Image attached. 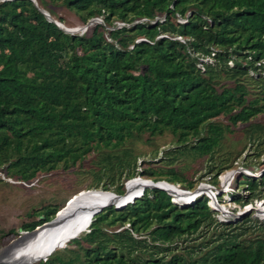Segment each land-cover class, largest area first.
<instances>
[{
	"label": "trees",
	"instance_id": "1",
	"mask_svg": "<svg viewBox=\"0 0 264 264\" xmlns=\"http://www.w3.org/2000/svg\"><path fill=\"white\" fill-rule=\"evenodd\" d=\"M55 6L84 25L96 17L103 22L72 33L57 24L63 19ZM261 114L264 0L0 1V173L6 180L33 182L97 154L93 189L123 195L122 180L136 174L194 189L174 167L141 168L135 154L103 150L169 131L179 146L168 152L167 166L186 155L213 160L231 125L249 124L248 138L260 136L264 126L250 122ZM238 158L211 167L210 180L219 184L220 174L238 165L262 170L258 177L238 175L250 198L234 199L241 205L264 199V163ZM58 211L44 206L43 218L24 230ZM15 235L0 232L3 243ZM27 264H264V219L245 213L221 221L206 196L177 204L165 190L146 188L123 208L111 205L93 216L65 247Z\"/></svg>",
	"mask_w": 264,
	"mask_h": 264
},
{
	"label": "rangeland",
	"instance_id": "2",
	"mask_svg": "<svg viewBox=\"0 0 264 264\" xmlns=\"http://www.w3.org/2000/svg\"><path fill=\"white\" fill-rule=\"evenodd\" d=\"M54 9L56 10V18L59 19L61 17L63 19L62 26L68 29H75L84 25L78 16L66 7L55 6ZM217 120L223 124L230 123L226 117H220ZM250 123L261 124L264 126V114L259 115ZM248 126L249 124L231 125L232 131L225 133L221 144L216 149L214 154L215 158L213 160H210L209 155L196 158L186 155L181 156L167 166L166 160L168 159H166V157L168 152L179 146L177 137L169 131L155 136H150V134L146 132L139 137L137 136L128 140L115 149H104L103 151L116 154H135L138 156V164L141 168L174 167L175 169L180 170L188 181L194 182V189H196V187L203 185L202 182L213 177L215 170L208 173V170L211 167L216 165L219 166L222 163H226V161L228 165H232V163H235L234 159L237 157L239 158L236 163L248 161L253 165H263L264 130H259L258 133L255 134L260 136H257V138L254 139L252 138L254 140L253 142L252 139L248 138L246 132ZM260 154L261 156H259ZM96 158L97 154H91V156L87 157L77 166H72L68 170H57L43 174L37 180L29 183H23L16 179L9 178L6 180L0 173V178H2V180L0 179V232L9 234V236L6 237L8 238L12 236V232L14 231L17 235L20 231H26L23 228L25 225L43 218L41 210L47 205L57 206L61 211L62 208L67 206L68 203L77 196H82L84 194H115V192H106L103 189L92 188L98 183L92 170L98 168L95 165ZM236 167L237 166L234 168L242 171V168L239 169ZM138 170L140 171V168H138ZM138 176L150 180L147 176H142L141 174H136L133 178H137ZM230 177L231 173L226 174L225 180H229ZM105 181L100 182L99 185L102 186ZM127 181L128 180H122L124 187L125 184L127 186L130 182ZM184 184H187V182ZM201 190L202 187L198 189V191ZM220 192L221 189L218 187L215 191L217 199H219ZM239 196L243 200L249 199L250 190H248L245 185L241 184L239 186ZM221 198H223V195H221ZM234 203H229L227 205L236 208L238 203ZM248 206V212H243L245 209H243V207H238V209H241L239 212H241V214H254L256 211L259 215V212L257 211L258 206H261L259 201L253 200V203H249ZM239 217L240 216L235 215L234 217H230L227 221H235ZM17 235L13 237H16ZM9 241L10 240L3 243V239L0 238V248L6 245ZM66 245L67 243L60 248L65 247Z\"/></svg>",
	"mask_w": 264,
	"mask_h": 264
},
{
	"label": "bare ground",
	"instance_id": "3",
	"mask_svg": "<svg viewBox=\"0 0 264 264\" xmlns=\"http://www.w3.org/2000/svg\"><path fill=\"white\" fill-rule=\"evenodd\" d=\"M153 180L137 177L127 184L126 193L122 197L115 194L95 195L84 194L71 200L67 206L59 211L56 222L39 228L35 232H25L6 252L5 259L12 262L33 263L52 254L58 247L63 246L71 239L88 230L90 219H93L94 210L106 203H119L131 199L135 194H140L146 186L152 185ZM169 188H172L169 186ZM175 192V202L188 203L198 190L192 193ZM140 192V193H139ZM257 211L264 217V208L258 206ZM75 236V237H74Z\"/></svg>",
	"mask_w": 264,
	"mask_h": 264
},
{
	"label": "built area",
	"instance_id": "4",
	"mask_svg": "<svg viewBox=\"0 0 264 264\" xmlns=\"http://www.w3.org/2000/svg\"><path fill=\"white\" fill-rule=\"evenodd\" d=\"M56 22H57V24L62 25L60 22H58V21H56ZM94 22L102 23L103 20L101 18L96 17V18H94V21L92 22V24ZM90 25H88V26L82 25L81 27L71 29L69 32H72V33L84 32L89 28ZM114 25L116 27H121L124 25V22H122L120 20H114ZM210 60L211 59H209V58L204 59L205 62L210 61ZM200 66L203 67V64L201 63ZM236 168H239V169L242 168V171L235 169V168L226 170L220 174V176L218 178L219 184H215L210 179H208L207 181H204L205 183L202 182L203 185L196 187V189H185L182 187V185L180 183H171V182H168L166 180H160V181H156V182H161L160 187H158V188L165 190L170 195V197L174 203H176L175 198H174L175 192H172L171 189H174L175 191L182 192V193H192V192H194V191H196L202 187V190L195 193L194 197L189 201V203L196 200L200 196H206L207 200H208V204L211 207V209L216 212L217 218L221 221H227L230 219V217H234L235 215L242 216L243 214H241V212H239V211H241L240 208L243 207V209H245V211H243V212H248L247 209H249V206H248L249 203L245 204V205H241L239 202H237L234 199L235 194H237L239 196L240 184L236 183L238 175L240 173H242L246 176L258 177L255 174H257L258 172L261 173V171H262V170L252 171L251 169L248 170L244 166H237ZM225 173L226 174L231 173V177L229 180H225V175H226ZM138 177H140V176H138ZM131 179H134V178H131ZM131 179H129V180H131ZM169 186L172 188H169ZM245 186L247 188V185H245ZM218 187L221 189V192H220L221 194L219 196V199H217V194L215 193V191L217 190ZM140 195H141V193L139 194V196ZM221 195H223V198H221ZM254 201H259V203L264 204V199H260V200L256 199ZM234 202L239 204V205L237 204V207H236L237 209L234 206H230V205L228 206L227 205L229 203H234ZM236 203H234V204H236ZM250 204H252V203H250ZM238 207H240V208L238 209ZM253 211H255V210H253ZM254 214L257 217L264 219V217H261L260 215H258L256 213V211Z\"/></svg>",
	"mask_w": 264,
	"mask_h": 264
},
{
	"label": "water",
	"instance_id": "5",
	"mask_svg": "<svg viewBox=\"0 0 264 264\" xmlns=\"http://www.w3.org/2000/svg\"><path fill=\"white\" fill-rule=\"evenodd\" d=\"M46 15L49 16L48 13H46ZM94 21V19H91L87 24H85L86 26L92 24V22ZM61 27H63L66 31H70L71 29H68L62 25H60ZM152 182V185L150 186H146L145 188L142 189L141 193H143V191L150 187V188H158L160 187V184L161 182H154V181H151ZM125 187H126V184H125ZM140 193V192H139ZM116 196L118 197H122L121 194H116ZM139 196V194H135L131 199L129 198V200H126V201H123L121 204L119 203H115L113 204L114 202L112 203H106L104 205H102L101 207H99L98 209L94 210L93 214H92V217L95 216L96 214L100 213L101 211H103L106 207L108 206H111L113 205L116 209H121L123 208L124 206H126L130 201H132L133 199L137 198ZM59 212V211H58ZM58 212L56 213V215L49 221H46L44 223H42L41 225H38L36 228L32 229V230H26V231H20L18 233V235L16 237H14L11 241H9V243H7L6 245H4L3 247L0 248V264H27V263H30L28 261H25V262H12V261H8L7 259H5V254L7 252V250L17 241L19 240V238L22 236V234L24 232H35L36 230H38L39 228H42L46 225H50V224H53L54 222H56V218L58 216ZM92 219H90V223H91ZM90 224H88L89 226ZM75 237V236H74Z\"/></svg>",
	"mask_w": 264,
	"mask_h": 264
},
{
	"label": "clouds",
	"instance_id": "6",
	"mask_svg": "<svg viewBox=\"0 0 264 264\" xmlns=\"http://www.w3.org/2000/svg\"><path fill=\"white\" fill-rule=\"evenodd\" d=\"M142 194V193H141Z\"/></svg>",
	"mask_w": 264,
	"mask_h": 264
}]
</instances>
